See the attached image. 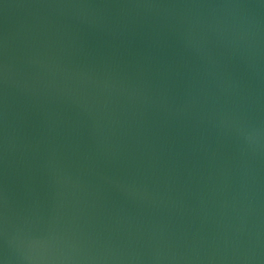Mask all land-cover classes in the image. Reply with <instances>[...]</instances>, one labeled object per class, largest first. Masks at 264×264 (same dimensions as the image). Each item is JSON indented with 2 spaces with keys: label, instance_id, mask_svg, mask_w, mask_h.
Listing matches in <instances>:
<instances>
[{
  "label": "water",
  "instance_id": "1",
  "mask_svg": "<svg viewBox=\"0 0 264 264\" xmlns=\"http://www.w3.org/2000/svg\"><path fill=\"white\" fill-rule=\"evenodd\" d=\"M0 264H264V0H0Z\"/></svg>",
  "mask_w": 264,
  "mask_h": 264
}]
</instances>
